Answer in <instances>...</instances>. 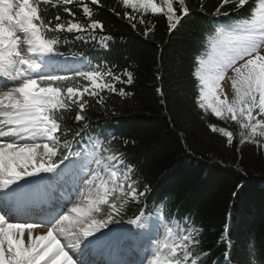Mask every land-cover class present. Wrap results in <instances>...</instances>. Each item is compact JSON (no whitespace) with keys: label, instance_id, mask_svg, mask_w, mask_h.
<instances>
[{"label":"snow or ice","instance_id":"snow-or-ice-1","mask_svg":"<svg viewBox=\"0 0 264 264\" xmlns=\"http://www.w3.org/2000/svg\"><path fill=\"white\" fill-rule=\"evenodd\" d=\"M74 3L82 4L83 21L70 7H63V11L71 19L62 20L57 14L54 23L42 15L47 11L42 4L57 7ZM89 3L99 5L100 0H0V264H78L72 250L114 223L130 203L142 204L151 191L149 184L136 177L125 153L113 149L111 142L105 147L87 131L86 110L93 102L105 105L108 94L130 95L124 86L132 84L133 73L98 65L67 76L60 75L50 63L51 54H59L56 46L61 34L89 33L94 39L98 29L104 30ZM119 4L125 11L116 14L126 18L133 29L137 23L147 25L144 14L151 12L162 14L171 32L191 12L186 0H178V8L174 0L160 4L156 0H119ZM200 7L203 10V5ZM241 10L247 15L241 16ZM232 13L238 14V20L224 29L233 38L228 54L207 61L197 57V103L205 112L210 108L221 121L236 122L240 144L251 142L260 147L257 137L264 138V0H260L259 9L256 0H220L214 14ZM149 31L145 27L144 34ZM111 39L101 36L102 46L108 47ZM229 72L231 100L221 88ZM69 113H74L76 128L67 125ZM208 127L225 137L227 144L233 143L234 133L227 127L211 123ZM85 135L89 136L87 141ZM65 161L66 167L87 161L82 164L88 170L81 177L86 187L80 198L42 222L19 221L12 201L31 185L27 178L56 173ZM128 222L145 227L147 218L139 212ZM201 232L194 222L182 226L162 220L156 238L145 249L142 264H206L203 257L208 253L200 249ZM62 237L74 243L62 244ZM225 244L224 261L231 264V241L225 240ZM248 248L252 252L253 244Z\"/></svg>","mask_w":264,"mask_h":264},{"label":"trees","instance_id":"trees-1","mask_svg":"<svg viewBox=\"0 0 264 264\" xmlns=\"http://www.w3.org/2000/svg\"><path fill=\"white\" fill-rule=\"evenodd\" d=\"M186 3L191 9L189 16L171 32L162 14H144L147 25L137 23L133 29L126 18L116 14L125 11L119 0L89 3L94 18L104 25V30L96 33L112 37L108 47H103L101 40H89V33L66 32L56 47L65 54L89 58V70L100 65L133 73L132 84L124 86L130 95L108 94L105 105L93 102L86 110L89 122L98 123L99 129L104 125L117 129L111 147L125 153L126 161L136 166V177L151 188L142 204L130 203L114 223L163 204L170 215L202 229L200 249L210 252L206 264H224L226 239L222 237L230 217L231 263L264 264L263 147L240 144L236 122L221 121L211 109L205 112L197 103L195 54L212 28L211 15L220 0ZM174 4L178 8V0ZM69 7L82 14V4ZM240 14L247 13L241 10ZM45 19L53 20L49 15ZM145 27L151 29L147 35ZM72 115H67V125L76 128ZM210 123L232 131L233 143L227 144L225 137L212 132Z\"/></svg>","mask_w":264,"mask_h":264},{"label":"rangeland","instance_id":"rangeland-1","mask_svg":"<svg viewBox=\"0 0 264 264\" xmlns=\"http://www.w3.org/2000/svg\"><path fill=\"white\" fill-rule=\"evenodd\" d=\"M156 3L157 4H160L161 2L159 1V0H156ZM259 5H260V3H259ZM257 9H259V6H258V8ZM225 32V31H224ZM214 37H219V36H214ZM233 38L229 35V34H227L226 32H225V34L224 35H222V37L221 38H219V39H217V40H215L213 43H212V47H211V52L208 54V56H206V57H204V58H202V59H204V60H210V59H219V58H221V57H223L224 55H227L228 54V52H229V49H230V47H231V40H232ZM198 68H199V66H198ZM232 76V73L231 72H229L228 73V75L225 77V79H226V81H227V83H228V85H229V89H230V91H229V96H228V98H229V100H231L232 99V97H233V92H232V90H231V86H230V79H229V77H231ZM222 99V98H221ZM238 140H240V136H239V134H238ZM257 139H259V140H261V144H262V147H263V150H264V138H259V137H257ZM81 164H83V163H87V161H85V162H80ZM92 167H95V165L93 164V165H91ZM82 168H83V171H81L80 169H79V162L76 164V165H73L72 167H70L68 170H67V176L64 178V175L63 176H59V178L61 179V181H59V182H57V186H59V188L58 189H60V188H66V189H70V190H72V191H70V193H68V195L70 194V195H73V200L72 201H70L69 200V196H68V200L66 201V202H64V204H62L63 202L60 200V201H58V202H56L57 203V205H55V207L56 208H62V210L63 209H65L64 207H61L60 206V204H62V205H66L67 207L66 208H68V207H71V203L73 202V201H76L77 199H79L80 198V193L85 189V185L82 183V180H81V177L84 175V173L85 172H87V168L86 167H83L82 166ZM86 168V169H85ZM81 172V174H79ZM71 173V174H70ZM53 174L54 173H50L49 174V176L48 177H46L45 176V178H47V179H49V181L51 180V178H52V180H54V177H53ZM64 178V179H63ZM62 184H65V185H63L62 186ZM67 184V185H66ZM70 187V188H69ZM82 189V190H81ZM49 190V189H48ZM64 190V189H63ZM63 190H62V192H63ZM50 191V190H49ZM70 198H71V196H70ZM52 208H50V211H52L51 210ZM61 210H59L58 212H60ZM56 212L57 211H55L54 212V214H56ZM52 216V215H51ZM148 219H149V222H148ZM21 221H24V220H22V219H20ZM153 220H154V218L153 217H149V218H147V223L148 224H150V223H153ZM38 221H42V220H35V222H37V223H39ZM160 224H161V222L158 220V221H154V223H153V227H152V229H148V235L150 236V234H151V236H153L151 239L149 238V240H151V241H148V240H144L145 241V243L144 242H141L140 241V243L136 246V247H138V248H142V250H144V255H145V249H147V248H149L150 247V245H151V242H152V240H154L155 238H156V230H157V228H159L160 227ZM125 227V229H124V231H123V233L122 234H120V235H128L129 237H131V239H135V238H137L138 236H139V234H138V230H136V229H138L137 228V226L135 227V225H125L124 226ZM141 230H144V229H141ZM162 228H160V231L162 232ZM151 231V232H150ZM144 238H145V236H144ZM143 238V239H144ZM128 239V237L126 236V237H124V238H121V239H118L117 241H114V242H111L110 243V247H107L104 243H102L101 244V246H103V248L104 247H107V248H109L110 249V251H112V249L114 248V246H116V245H118V247L117 248H119V245H121V243L125 240H127ZM67 240H68V238H65V237H62L61 238V241L62 242H67ZM71 241H73V240H71ZM83 244V243H82ZM78 246H82L81 244H79ZM121 246H124V245H121ZM125 246H130V245H125ZM140 254H141V252L139 251V250H137ZM74 252V251H73ZM115 252V251H114ZM77 254H79V251H77ZM77 254H76V252H74V259L75 260H77L78 261V256H77ZM143 255V254H142Z\"/></svg>","mask_w":264,"mask_h":264},{"label":"bare ground","instance_id":"bare-ground-1","mask_svg":"<svg viewBox=\"0 0 264 264\" xmlns=\"http://www.w3.org/2000/svg\"><path fill=\"white\" fill-rule=\"evenodd\" d=\"M221 88L224 89V90H226L227 93H228V96H229L230 89H229V85H228L226 79H224L223 81H221ZM218 95H221V98L222 99L224 98L223 95L220 93V90H218ZM59 176L60 177L63 176V172H61ZM53 188H54V192H55V187H53ZM44 191H45L44 189H39L38 190V192H44ZM68 193H70V192L64 189L63 192H62V194H59L58 198L63 202L64 200H67L68 199V196L70 195V194L68 195ZM0 195H2V194H0ZM40 195H42V194H36V197L38 198ZM32 202H36V201L35 200L28 201V203H32ZM24 204H26V203H24ZM48 208H49L48 210L50 211V208H52V207H48ZM51 210H53V208ZM59 210H62V208H59V209L56 208V209H54V212L55 211H59ZM54 212H53V214H54ZM51 215L52 214H50V216ZM47 218H50V217H47ZM17 219L19 221H21L20 219H22V220H29L30 222H35V220H41L39 218L37 219V218H33V217H24L22 215L17 216ZM151 225L153 227V224L152 223H150V224L147 223V225L145 227H137L138 228L137 230H138V233L140 235V238H144V236H145V238L149 237V235H148V229L150 228ZM141 229H144V230H141ZM44 230H46V228L45 229H37V231H44ZM71 240H72L71 238H68L67 242H62L61 241V243L62 244H65V245H67L69 243H74V241H71ZM123 242L121 243V245H123ZM132 243H133L132 246H134V243H138V242L137 241H134ZM81 245L82 246H78L77 248H75V249L72 250V251L76 252V254H77V251H79V254H77V256H78V264H95L96 262H98V260L100 258L98 257L97 253H99L101 251V249H103V246H101V244H100V245H97L96 247L91 248L90 250H87L86 249V245H84V244H81ZM116 247H118V246H116ZM104 249H105L104 250V253L105 254H107L108 252H111L110 249L107 248V247H104ZM112 250L114 251L115 248H113ZM116 257L117 256H115V258Z\"/></svg>","mask_w":264,"mask_h":264}]
</instances>
